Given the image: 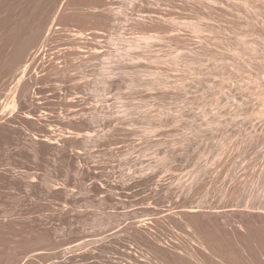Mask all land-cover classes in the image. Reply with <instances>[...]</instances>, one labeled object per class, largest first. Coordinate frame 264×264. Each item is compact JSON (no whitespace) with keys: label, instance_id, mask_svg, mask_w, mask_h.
<instances>
[{"label":"rangeland","instance_id":"374dc122","mask_svg":"<svg viewBox=\"0 0 264 264\" xmlns=\"http://www.w3.org/2000/svg\"><path fill=\"white\" fill-rule=\"evenodd\" d=\"M0 264H264V0H0Z\"/></svg>","mask_w":264,"mask_h":264},{"label":"bare ground","instance_id":"6f19581e","mask_svg":"<svg viewBox=\"0 0 264 264\" xmlns=\"http://www.w3.org/2000/svg\"><path fill=\"white\" fill-rule=\"evenodd\" d=\"M74 35H76V33H74ZM12 108H14V109H16L17 108V103H16V101H14V105H13V107ZM190 211H198V209H190ZM213 250V249H212ZM210 252V251H209ZM211 253V252H210ZM213 253V252H212ZM216 258L218 259V260H220L221 261V257L220 258H218L217 257V254H216Z\"/></svg>","mask_w":264,"mask_h":264}]
</instances>
